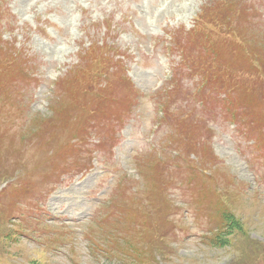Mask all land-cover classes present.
<instances>
[{"label": "rangeland", "instance_id": "374dc122", "mask_svg": "<svg viewBox=\"0 0 264 264\" xmlns=\"http://www.w3.org/2000/svg\"><path fill=\"white\" fill-rule=\"evenodd\" d=\"M0 6L7 10L0 12V190L11 182L26 194L16 207L41 211L36 226L5 218L14 199L0 203V264H264V0ZM176 30L175 53L164 31ZM102 40L124 64L104 59ZM250 76L249 90L243 83L226 89ZM86 84L102 91L87 123L100 130L98 143L94 134L75 137L84 124L74 93ZM176 141L193 168L170 154L161 166L146 157ZM74 156L90 160L86 168ZM141 157L146 178L135 173ZM124 177L134 187L124 194L146 185L159 192L145 212L154 238L134 247L125 238L119 250L104 251L117 242L121 212L136 207L117 202L114 216L97 226ZM98 228L113 231V241ZM126 250L133 255L119 253Z\"/></svg>", "mask_w": 264, "mask_h": 264}, {"label": "trees", "instance_id": "16d2710c", "mask_svg": "<svg viewBox=\"0 0 264 264\" xmlns=\"http://www.w3.org/2000/svg\"><path fill=\"white\" fill-rule=\"evenodd\" d=\"M215 17L217 19H220V16L218 14L217 15L215 14ZM232 79H234V78H232ZM236 79H237L236 84H234L233 86L232 85L231 86H228V85L226 86V89L228 91H234L235 92V89L242 88L243 87L242 83L246 87L244 90H249L250 89L249 88V85L254 82V79H256V76H250L248 78L239 77V78H236ZM227 80H231V78L230 77H227ZM244 92H247V91H244ZM239 101L243 105H245V102H247V98L244 97L243 100L239 98ZM87 102L91 106L96 105V102L95 101H92V99H87L86 103ZM101 103H102V101L99 102V104H101ZM97 104H98V102H97ZM88 134L89 133H81V134L75 135V137H77V138H79L81 140H84L83 137L86 136V135H88ZM261 146H262L261 149L264 151L263 144H261ZM106 149L107 148H104V150H106ZM142 168H143V170L141 171V175L144 174L143 177L146 178V176H147V164H143L142 165ZM148 181H149V179H148ZM155 184H157V181L156 180L154 181V185ZM147 186L148 185H146L145 188H143L140 191V193L138 195H136L135 197H130L129 198V197L123 196L121 198V200L118 202L119 204H121L123 206H127L129 203H132V204H135V206H136L134 208L135 209L134 211L128 210V209H124L122 212L125 211L127 213L134 214V215H136L137 218H139V216H138V209H136V208H139V209H148L150 206H153L156 202H158L157 199L160 196L158 190L153 189L152 192H149L148 191V188H146ZM15 192H16V195L17 196H22V194H23V191L22 192L21 191L19 192L18 190H16ZM7 193H8V191H4L3 196H0V203L2 201H5V199L7 198V196H9V194L7 195ZM115 207H116V204L113 207V213H115ZM5 209H6L7 213H8V215L12 216V207H11V204L8 205L7 207H5ZM230 217L231 216H229V221L232 222V223H234V221H232ZM227 218L228 217H226L225 219H227ZM240 229H241V227H239V230ZM138 234L141 236L142 239H141V241H137V240L131 241L132 242V245H133L132 247L137 246V245H139V243L144 242V240H145V238L147 236H150L152 238V240L154 238V236L152 234L147 233L144 230V227L138 232ZM152 240L149 243H147V244H150L152 242ZM135 250H136V248H135ZM127 254L129 256H132L133 255V253H130V254L127 253ZM133 259H135L134 256H133Z\"/></svg>", "mask_w": 264, "mask_h": 264}]
</instances>
